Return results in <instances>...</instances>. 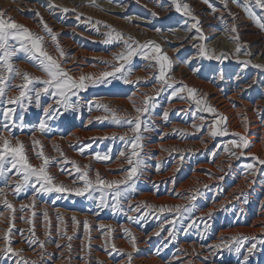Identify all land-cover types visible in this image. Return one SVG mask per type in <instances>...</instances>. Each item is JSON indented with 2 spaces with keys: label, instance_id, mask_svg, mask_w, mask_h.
Wrapping results in <instances>:
<instances>
[{
  "label": "rangeland",
  "instance_id": "1",
  "mask_svg": "<svg viewBox=\"0 0 264 264\" xmlns=\"http://www.w3.org/2000/svg\"><path fill=\"white\" fill-rule=\"evenodd\" d=\"M58 2L62 10L68 8L65 0ZM103 2L115 3L112 0ZM149 14L151 12L144 9L137 16L142 19L143 15ZM4 18L14 20L43 37L45 50L54 54L51 47L56 48V42L42 25L33 28L20 18H10L7 14ZM91 20L99 26L106 25L100 19ZM192 22L189 21L188 25ZM149 28L167 31L181 27L178 21L168 20L164 23L155 21ZM56 37L59 44L58 35ZM137 41L144 44L141 39ZM83 49L97 55L106 54L102 48ZM243 51L246 52L245 49ZM191 54L187 50L178 56L179 64H187L184 61H188ZM27 55L18 51L11 62L22 72L46 79L45 73ZM60 63L72 77H77L72 75L71 68L66 67L67 61ZM120 63L123 61L115 58L111 62L107 57H95L89 58L88 66L83 69L95 67L103 74L113 71V66ZM222 63L211 61L210 66L229 65ZM155 64V61L136 56L125 65L122 73L109 77L95 76L94 81H86V89L71 97L74 107L67 111L49 95L41 96L39 107L35 100L27 109L0 104V109L17 107L15 126L9 122V131H5V122L0 115V136H8L13 144L17 139L21 141L29 162L35 167L43 164V158L38 155L42 151L49 160L47 171L54 178L53 182L68 188L84 186L72 161L82 171H88L93 181L97 173L107 181H122L126 170L131 167L126 160L132 151L130 144L135 135L131 126L123 124V121L117 125L111 113L97 105H107L122 117L137 116L136 107H144L146 99L149 108L141 115L139 133L142 136L143 147L139 151L143 164L139 174L133 178L134 189L123 193L119 210L113 207L114 190L111 189H105L103 193L91 190L95 198L88 199V193L78 196L68 191L44 192L39 190V184L33 186L30 182L16 193L15 184L22 180V176L16 175L13 169L5 174L10 177L7 181L0 177V189L4 193L0 196V250L5 249L10 241L14 252L19 253H0V264H56L59 254L65 255L63 259L67 258L65 262L69 264H108L102 257L110 254L112 264L124 259L130 260L125 264H264V164L260 163L264 158L261 155L260 159H255L253 146L243 149L231 143L233 140L241 143L240 136L244 137L241 133L231 136L227 131V135L213 137L211 132L219 128L216 124L221 117L219 112L209 114L202 111L205 105L197 106L187 91L172 95L174 90L187 85L197 90V99L203 98L206 105L216 109L215 104L205 99L206 90L176 79L173 66L168 72L172 87L162 84L157 79L159 68ZM128 68L132 69L131 75L127 72ZM190 68L192 71L193 67ZM259 71L264 73V67ZM122 75L130 82L125 83ZM23 82L21 78L11 81L15 85ZM29 87L42 85L34 83ZM18 92L19 89L13 87L8 95L16 96ZM189 99L194 102L190 108L184 105ZM116 101L132 104L134 101L135 107ZM239 101L236 103L242 107V103L248 100L241 98ZM49 105L52 106L50 114L45 116L43 109ZM165 112L168 114L166 118ZM21 116L22 121L19 119ZM41 120L48 125L43 133L35 130ZM258 120L259 125L264 123V113ZM21 123L24 125L22 128ZM248 131L247 140L253 132ZM121 136L125 139L121 140ZM69 137L74 140H68ZM34 140L40 143L34 145ZM253 142L260 143L259 140ZM57 146L60 151H57ZM122 151L125 156H120ZM97 153L110 158L97 160ZM126 187L120 185L122 191ZM101 195L105 197L107 206H100ZM5 199L13 205L12 209L6 207ZM137 206L139 210H135ZM161 208L165 211H160ZM5 236L9 239L5 240ZM132 237H135L134 242ZM245 237L248 239L244 240L241 251L236 253L237 244L233 238L239 240ZM32 240L35 243H29ZM41 242L43 248L40 247ZM126 244L130 245V249ZM225 244L230 248L223 247ZM249 248H252L251 254Z\"/></svg>",
  "mask_w": 264,
  "mask_h": 264
},
{
  "label": "bare ground",
  "instance_id": "2",
  "mask_svg": "<svg viewBox=\"0 0 264 264\" xmlns=\"http://www.w3.org/2000/svg\"><path fill=\"white\" fill-rule=\"evenodd\" d=\"M58 1L60 0H0V10L10 18H20L33 28L47 24L58 35L59 46L65 52L61 57L59 52L55 51L57 47H51L54 52L52 56L60 62L67 61L66 67L71 68L70 72L77 76L75 77L77 79L81 75L93 78L102 76L101 71L95 67L83 69L84 66H88L89 58L107 57L112 62L115 54L125 49L122 41L106 42L107 33L112 32L113 29L115 32L122 33L125 39L130 36L135 41L141 39L144 43L153 41L160 46L162 53H166L171 58L176 79L184 84L193 83L200 89L206 90L205 99L215 104L216 112H219L220 116L227 117L226 124L223 122L218 124L219 128L227 127L229 135L241 133L244 137L248 136V130H252V136L248 140L249 145L254 147L256 157L259 158L262 155L264 158V123L259 125L258 120L264 113V73L259 71L264 67V29L245 15L243 10L235 4V0H226L227 7L221 0H209L211 7L203 0H180L181 4L187 3L199 19V32L196 29L187 30L191 28L194 21L188 25V22L192 21L191 17L177 12L172 0H112L114 4L103 2L104 0H65L68 4L67 12L59 7ZM93 2L100 7L92 6ZM213 8L216 9L215 12ZM144 9L149 10L151 14L143 15L144 18L139 19L137 13L142 14ZM253 11L264 23V10L253 6ZM94 18L102 20L106 25L99 26L91 20ZM168 20L178 21L181 28L167 31L161 28H149L155 21L164 23ZM109 25L110 28L107 27ZM233 26L237 29L235 33L231 31ZM201 34L205 39H200ZM237 34L238 41L232 39ZM238 44L241 46L239 53L236 52ZM199 45L214 49L217 56L223 53L221 60H216L229 65L222 63L225 66L211 67V61H217L201 56ZM83 48H102L106 54L97 55ZM244 49L247 55L246 52L243 53ZM187 50L192 52L188 59L190 63L181 65L178 56H182ZM74 51V55L70 57ZM242 61H250V63L245 66ZM190 67H193L192 71ZM196 69L199 70L196 71ZM241 98L248 100L243 103L241 101L242 107L236 103ZM123 102L133 105L129 101ZM123 102L116 101V103ZM187 102L184 105L189 108L192 107L191 104H194L191 100ZM68 140L74 139L69 137ZM254 140H259L260 143L253 142ZM86 236L87 233L85 238ZM129 246L126 244L128 249H130ZM59 255L60 258L56 264L70 263L65 262L68 261L67 258L63 259L65 255ZM109 256L111 254L104 255L102 258H105L108 264H112ZM128 262H130L129 259H124L118 264Z\"/></svg>",
  "mask_w": 264,
  "mask_h": 264
},
{
  "label": "snow or ice",
  "instance_id": "3",
  "mask_svg": "<svg viewBox=\"0 0 264 264\" xmlns=\"http://www.w3.org/2000/svg\"><path fill=\"white\" fill-rule=\"evenodd\" d=\"M204 3L209 4V0H203ZM224 3V6L227 7L226 0H221ZM239 7H242L245 13L249 18H251L261 29H264V23L261 22V18H258L256 13L253 11V6L258 7L261 10H264V0H235ZM172 3L175 5V10L177 12H182L185 16L191 17L194 23L191 25V28L187 29L191 31L192 29H196L198 32L200 31L199 19L193 14L192 10L190 9L187 3L181 4L180 0H172ZM92 6L100 7L98 4L93 2ZM211 7V5L209 4ZM65 12L68 9H63ZM213 12L216 11L215 8L212 9ZM4 13L0 11V104L6 103L7 105H15L20 107L21 109H27L29 105L33 103L35 100L36 106H40V99L42 95H49L55 98V102L58 105H61L65 111L70 108H73L74 105L70 102L72 96H77L79 90H84L88 87L86 81H94L92 76H84L81 75L79 79L72 77L66 69H64L58 59L54 56L49 54L43 45L44 38L32 33L28 28L24 25L16 23L14 20L5 19ZM79 18V17H78ZM99 23V22H98ZM45 31L51 36V39L56 42L57 51L59 52L60 56L63 57L64 53L63 50L60 48L56 34L52 32L50 28H48L47 24L43 25ZM107 27H111L110 25ZM232 32H237L235 26L231 29ZM114 33V35H113ZM108 40L106 42H112L113 40L122 41L125 45V49L115 54V59L118 61H123L120 63L119 66H113V71L111 72H104L102 75L103 77L115 76L116 73H122L125 70V65L128 64L133 57L141 56L145 60L155 61L158 65L159 73L157 79L162 83L166 84L168 87H172V84L169 83L171 77H168V72L172 69V61L170 57L166 53H162L160 46L155 44L153 41H147L144 44H140L139 41H135L134 38L128 37L127 39L124 38L122 33L115 32L113 29L112 32L107 33ZM200 39L203 40L205 37L201 34ZM232 39L238 41L239 36L238 34ZM200 49V55L206 57L207 59H221V56L224 54L222 53L221 56H217L215 54V50H209L204 45L198 46ZM22 51L27 55V58L30 61H35L36 65L42 72L45 73L46 79L41 77H34L27 72H22L18 67H15L14 64L11 62V58L15 55L16 52ZM241 51V46L238 44L236 48V52L239 53ZM248 54L247 52L245 53ZM184 63H190V61H184ZM242 63L247 66L250 61H242ZM256 67H261L260 65H256ZM199 69H196L198 71ZM127 72L129 75L132 73V69L128 68ZM167 77V79H166ZM17 78H21L24 82L21 85H15L11 83ZM124 79L125 83H129V79L125 76H121ZM221 78L223 76L221 75ZM40 84L42 87H32L30 88L29 85L32 84ZM13 87L19 89L18 95L11 96L8 95V92L11 91ZM187 91L189 97L195 100L197 106L205 105L202 111H207L211 113H215L216 109L206 105L205 100L203 98L197 99L195 88L188 87L187 85H183L178 90H174L172 92L173 96H176L178 92H185ZM183 98V97H181ZM150 99V98H149ZM144 107H136L137 116L135 117H122L118 115L115 110L108 108L107 105H97V107H103L106 112H110L112 119L117 125L127 124L131 126V131L135 134L133 141L131 142L130 146L132 151L130 155L126 157L127 163L131 166L129 169L126 170V177L122 181H107L102 179L99 173L96 174L95 181L89 178L88 171H82L80 166L76 164L75 161L71 163L75 166L76 171L80 173L79 179L84 182L83 187L79 188H68L64 185H56L53 181L54 178L49 174L47 171V166L49 164V160L47 157L44 156L43 152L41 151L38 155L40 158H43V164L39 167L33 166L25 153L24 145L18 139L16 143L13 144L12 140L9 139L8 136H0V177L4 178L5 181L10 179V177L6 176V173H11L13 169L16 170V175L22 176V180L15 184V192L19 193L22 188H25L29 185V183H33L40 185V189L44 192H51L53 190L57 192H75L78 196H84L88 193V199H94L95 197L91 194V190H97L103 193L105 189H111L113 191V197L115 203L113 205L115 210L120 209V199L124 192H128L133 190L135 187V180L133 179L139 174V170L143 164V159L140 157V151L142 150L143 145L141 144L142 136L139 134L141 132V115L149 111L147 107L148 99L145 100ZM133 105L135 107V102L133 101ZM52 106L49 105L43 109L45 116H49V109ZM53 112L57 111V109H52ZM17 112V107H5L0 109V115H2L4 120V129L5 131H9V122L15 126L14 117ZM167 113H164L165 118L167 117ZM21 121L23 117L19 118ZM107 119V117H105ZM227 117L221 116L217 121L216 124L225 123L226 124ZM24 125L21 123L20 127L22 128ZM48 128V125L45 120H41L38 125L35 126V130L40 132H45ZM145 130H148L145 128ZM226 127L223 129L217 128L215 131L211 132L213 137L217 135H227ZM237 136L240 134L237 133ZM121 140L125 139V136L119 137ZM241 143H237L236 140L231 141V143L239 148L247 149L250 147L249 141L240 136ZM38 140H34L33 144H39ZM57 151L60 149L57 146ZM120 156H125V153L122 151L120 152ZM109 156H101L99 153L96 154L97 160H108ZM255 159H259L256 157ZM261 164H264V160L260 161ZM249 168H252V165H248ZM131 181V183H129ZM127 185L123 191L120 188V185ZM3 190L0 189V196H3ZM101 201V207L107 206L105 204V197L101 195L99 197ZM7 208L12 209L13 205L9 203L6 199L3 201ZM147 206V205H145ZM139 210V206L137 209ZM160 211H165V209L161 208ZM179 211V208H177ZM45 219H47V213H45ZM75 220V218H73ZM132 219V217H129ZM85 228L87 229V222H85ZM11 229H9V232ZM127 232L128 229H125ZM8 236H5V240H8ZM71 239V237H69ZM133 242L135 241V237H132ZM236 241L237 247L235 248L236 253L241 251V246L244 243V240L248 239L245 237L244 239ZM29 243H35L34 240L29 241ZM40 247H44L43 243L41 242ZM71 247V245H69ZM115 247V245H113ZM220 247V245H217ZM225 248H230V245L225 244L223 245ZM255 245L252 246L254 248ZM252 248L248 249L249 254L252 252ZM0 253H12L14 255H19L18 252H14L13 248L10 246V241L5 249L0 250ZM247 257H245V261ZM27 264V262H25Z\"/></svg>",
  "mask_w": 264,
  "mask_h": 264
}]
</instances>
